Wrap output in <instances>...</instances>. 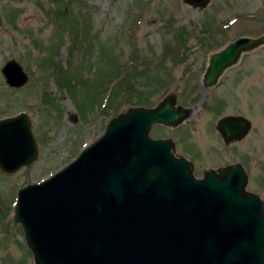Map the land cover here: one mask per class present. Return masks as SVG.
Here are the masks:
<instances>
[{"label":"rangeland","instance_id":"rangeland-1","mask_svg":"<svg viewBox=\"0 0 264 264\" xmlns=\"http://www.w3.org/2000/svg\"><path fill=\"white\" fill-rule=\"evenodd\" d=\"M76 20L86 36L72 34ZM263 32L264 0H209L202 8L182 0H0V68L15 60L27 78L9 86L0 70V117L24 111L38 147L28 165L0 169V264H33L11 215L16 189L62 167L112 115L165 94L188 114L174 126L152 124L149 134L171 137L195 176L241 163L245 189L264 201V44L242 53L215 84H200L209 51ZM128 66L120 84L129 89L117 88L120 96L103 108L106 79ZM235 113L251 127L224 143L215 121Z\"/></svg>","mask_w":264,"mask_h":264},{"label":"water","instance_id":"water-1","mask_svg":"<svg viewBox=\"0 0 264 264\" xmlns=\"http://www.w3.org/2000/svg\"><path fill=\"white\" fill-rule=\"evenodd\" d=\"M204 7L209 0H182ZM264 44V32L238 35L207 54L204 87L242 53ZM9 86L26 74L15 60L0 68ZM188 110L163 95L109 117L62 167L16 189L11 215L23 230L33 264H264V201L245 189L235 161L192 173L173 153L171 137L151 124L174 126ZM214 127L224 143L251 127L243 114H224ZM38 154L24 111L0 117V169L12 172Z\"/></svg>","mask_w":264,"mask_h":264},{"label":"trees","instance_id":"trees-1","mask_svg":"<svg viewBox=\"0 0 264 264\" xmlns=\"http://www.w3.org/2000/svg\"><path fill=\"white\" fill-rule=\"evenodd\" d=\"M55 12L58 14V11H55ZM77 23H78V21L76 20L75 26L72 28V34L75 36V38H77V36H79L80 34H83V37L86 36L87 32H88L87 27L86 26H80V28H79ZM81 51H82V47H81ZM111 61L113 62V60L110 59V65L112 67L111 71L114 72L113 68H115V67H114V65H112ZM128 68H129V66L125 67V69H123V70H120L121 69L120 68L116 74L113 73L109 77V79H106V82H107L106 87H105L102 95L100 96V102H103V105H102L103 108L105 107L106 104L109 105V104L112 103V98L111 97H112L113 94H115V96H120L121 93L120 94H119V92L116 93L117 88H118V90H122V91L126 90V89L127 90L129 89L128 87H126L124 85H121V84H125V82L122 83L123 82L122 80H123V78L126 77V75L128 73ZM128 97H129L128 95L124 96L125 99H128ZM139 103H145V102L141 101Z\"/></svg>","mask_w":264,"mask_h":264}]
</instances>
